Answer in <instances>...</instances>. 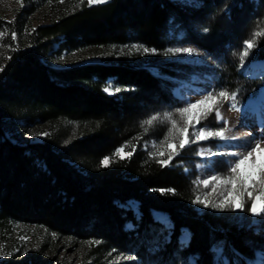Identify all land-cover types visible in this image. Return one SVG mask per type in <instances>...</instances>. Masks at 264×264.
Segmentation results:
<instances>
[{"label":"trees","instance_id":"16d2710c","mask_svg":"<svg viewBox=\"0 0 264 264\" xmlns=\"http://www.w3.org/2000/svg\"><path fill=\"white\" fill-rule=\"evenodd\" d=\"M32 10V5L21 7L12 21H0L5 33L0 38V226L34 224L57 238L99 240L103 249L136 254L144 251L142 244L136 247L138 237L147 240L168 230L156 264H223L222 258L228 264H252L264 250V217L245 212L226 220L198 213L190 175L177 166L179 159L162 166L138 134L155 104L170 110L177 102L163 77L184 64L161 57L175 44L191 45L215 59L213 90L236 92L240 103L254 100L264 88V76L245 80L247 89H233L234 77H246L237 68L239 58L231 55L240 54L253 33L264 29V0H107L94 5L76 0L50 24L34 28L27 21ZM57 40L67 49L136 45L155 54L53 69L42 59ZM257 40L250 57L264 61V37ZM108 84L121 91L114 97L105 94ZM59 119L76 122L85 133L65 144L55 129L40 143L22 145L3 137V128L18 122L31 127ZM125 145V154L131 155L114 157ZM105 157L108 167L101 164ZM75 159L82 169L74 166ZM129 200L137 203L138 215L120 206ZM153 211L165 214L171 228L156 222ZM127 223L133 227L125 229ZM184 230L190 239L181 243ZM217 246L222 249L218 259Z\"/></svg>","mask_w":264,"mask_h":264},{"label":"rangeland","instance_id":"374dc122","mask_svg":"<svg viewBox=\"0 0 264 264\" xmlns=\"http://www.w3.org/2000/svg\"><path fill=\"white\" fill-rule=\"evenodd\" d=\"M75 1L0 0V21H12L21 7L32 5L33 10L27 18L31 28L48 25L56 18L59 12L71 6ZM86 1L88 2V0ZM173 1L180 4L193 3V0ZM59 44L60 40L53 42L51 50L46 54L47 57L42 59L43 64L53 69H64L86 64H109L120 60H136L137 58H145L150 54V52L145 53L142 47L136 45L120 47L106 45L67 49L60 47ZM244 46L245 43L243 44L242 52ZM177 48H193L195 51L192 54H168L169 49ZM2 51L3 45L0 42V57ZM235 51L236 53L231 55V59L235 60L239 58V66L237 68L240 69L241 74L246 78L243 80L234 77L235 82H233L232 87L239 90L243 88L247 89L250 83L245 80L255 78L256 76H264V61H256L249 54L242 63L240 59L242 52L238 54V51ZM161 57L165 60H173L184 64L175 68L174 73L169 74L168 72L163 77L169 88L170 95L177 102H172L174 107L170 108V110L163 108L160 103L155 104V106H158H154L148 119L153 115L163 117L165 113H176L179 109L186 107L188 103H195L208 93L229 92L225 87L212 89L214 85V73L217 71V62L197 48L191 45L175 44L161 54ZM149 69L155 75L159 74L156 68L150 67ZM106 87H109L112 91L116 89L111 84H108ZM104 93L109 95L105 90ZM116 95L117 93L109 96L114 97ZM236 102L240 111L229 110L231 101H224L220 106L223 120L217 121L213 112L208 115L207 119L197 124L196 127L207 126L211 130H219L224 125V121H227V126L231 129L228 136H235L237 139L225 141L210 139L199 143H190L180 150L179 155L173 158L179 159L177 166L183 168L184 174L190 175L194 190L193 201L197 195L204 198L207 194L209 201L217 202L221 198L220 192L223 186L217 187L216 192L213 193L212 185L205 188L202 184L198 185L196 182L209 179L212 175H226L230 167L229 162L236 159V157L227 154L210 155L209 153L242 152L246 150L244 146H251V142L255 139H264V88L260 90L254 100L240 103L236 97ZM145 127H140L138 138L143 142L146 150L152 154L157 151V149L153 148V143L155 142L158 145L164 139L169 124L167 122L161 123L160 121L154 122L152 126L148 127L147 132H145ZM52 129H55L58 135H60L62 144L67 143L71 138L78 137L80 133L82 135L85 133V130L81 129L76 122L59 119L49 124H39L31 127H24L21 122H18L17 126L12 125L3 128V137L22 145L26 143H40L44 137L50 134ZM189 133H191V129ZM202 150L205 153L203 156L198 154ZM156 158L158 160L167 159V155L162 157L156 156ZM78 162L80 160L75 159L73 164L80 170L82 168ZM194 204L198 213L207 211L218 216L221 215L226 220L240 219L244 216L245 212L251 215L247 211L250 204L245 205V211L243 212L219 211L212 207L206 208L202 204ZM120 206L124 209H130L134 214L138 215L136 202L129 200L120 204ZM151 214L153 219L166 230L171 228L170 221L165 214L155 211L151 212ZM132 227L128 223L125 225V229H131ZM135 228L137 229V227L133 229ZM185 233L186 231L184 230L180 237L181 243H184ZM157 234L158 237H151L147 240L138 237L136 247L142 244L144 251L136 254L135 250L103 249L100 247L101 242L99 240L74 241L68 237L57 238L52 232H48L45 228L35 226L34 224L9 223L5 226H0V264H156L158 261H161L160 248L162 243L167 240L168 230L163 232L158 231ZM8 253H11V255H8ZM215 257L216 259L221 258V252L215 250ZM187 260L188 262L191 261L190 258ZM222 260L224 261L225 258H222ZM180 264H184V262L182 261ZM252 264H264V250L255 254Z\"/></svg>","mask_w":264,"mask_h":264},{"label":"snow or ice","instance_id":"6c2138e0","mask_svg":"<svg viewBox=\"0 0 264 264\" xmlns=\"http://www.w3.org/2000/svg\"><path fill=\"white\" fill-rule=\"evenodd\" d=\"M104 2H106V0H88L90 5ZM4 35L5 33L0 32V38ZM259 37H264V29L254 32L252 39L245 42L244 50L240 55L242 63L245 58L249 56L250 50L257 46V38ZM12 39H16L15 32L12 33ZM143 51L145 53L151 51L152 54H155L154 49L149 50L144 48ZM194 51L193 48H177L169 49L168 54H192ZM104 90L108 92L109 95L121 91L120 88H116L112 91L109 87H106ZM236 96V92L229 93L227 91L208 93L197 102L188 103L186 107L179 109L176 113H165L163 117L153 115L151 118L144 121L142 126H146L145 132H147L148 127L152 126L154 122L160 121L161 123L167 122L169 124L164 139L160 141L158 145L155 142L153 143V148L157 149V151L152 153L154 157L167 155V159L158 160L157 162L162 166H167L175 156L180 154V150L184 149L186 145L190 143H199L210 139H219L221 141L237 139L235 136H228L231 129L227 126V121H224V125L219 130H211L207 126L196 127L197 124L207 119L208 115L213 112L215 113L217 121L223 120L224 118L220 111V106L224 101H231L229 110L240 111L236 102ZM190 129L191 133H189ZM125 147H127V145L118 148L113 154L114 157L123 159L125 155L130 156L131 152L125 154ZM244 147L246 150L242 152L209 153L210 155L227 154L236 157V159L229 162L230 167L226 175H212L209 179L196 182L198 185L202 184L205 188L212 185L213 193L216 192L217 187L223 186L220 192L221 198L217 202H212L207 199V194L204 198L197 195L196 199L193 201L194 203L202 204L206 208L212 207L219 211L228 210L241 212L245 211L246 204H250L247 211L250 212L252 216L264 217V139H255L251 142V146L245 145ZM198 154L203 156L205 153L202 150ZM109 163L110 158L108 157H105L101 162L104 167H108ZM164 191L165 190H161L162 194H164ZM166 191L174 194V190L172 189ZM245 197H247V199H245ZM189 239L190 234L185 233L183 242L186 243ZM216 250L222 252V249L218 246ZM8 255H11V253H8ZM223 264H228V261L225 259Z\"/></svg>","mask_w":264,"mask_h":264}]
</instances>
